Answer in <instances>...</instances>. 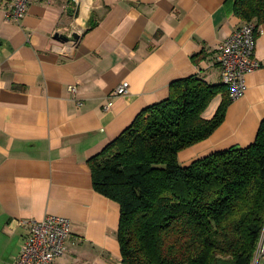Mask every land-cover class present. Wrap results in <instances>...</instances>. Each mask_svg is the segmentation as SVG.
<instances>
[{"label":"crops","instance_id":"0c3cea01","mask_svg":"<svg viewBox=\"0 0 264 264\" xmlns=\"http://www.w3.org/2000/svg\"><path fill=\"white\" fill-rule=\"evenodd\" d=\"M6 2L0 0V264H12L20 251L27 232L20 220L47 214L71 221L65 253L52 264H123L120 206L95 190L88 159L141 110L167 98L173 81L198 75L222 82L215 52L245 22L233 13L234 0H36L16 24L6 20ZM72 33L79 38L60 37ZM255 58L261 66L246 75L244 94L208 138L179 153L181 165L254 142L264 119V23ZM123 82L128 92L114 94Z\"/></svg>","mask_w":264,"mask_h":264},{"label":"trees","instance_id":"16d2710c","mask_svg":"<svg viewBox=\"0 0 264 264\" xmlns=\"http://www.w3.org/2000/svg\"><path fill=\"white\" fill-rule=\"evenodd\" d=\"M233 13L258 32L264 0H234ZM231 102L222 82L175 80L167 98L88 159L95 190L120 206L123 264H252L264 225V119L247 147L187 166L178 159L219 127Z\"/></svg>","mask_w":264,"mask_h":264},{"label":"built area","instance_id":"2783aa9c","mask_svg":"<svg viewBox=\"0 0 264 264\" xmlns=\"http://www.w3.org/2000/svg\"><path fill=\"white\" fill-rule=\"evenodd\" d=\"M36 0H7L5 4L6 20L20 24L28 6ZM51 3L54 0H44ZM76 6L80 0H70ZM257 29L254 23H243L227 39L219 44L214 61L220 67L221 81L229 90L232 100L242 96L246 89V75L261 66L255 58ZM128 82H123L114 94L128 92ZM71 93L77 92L74 85L68 86ZM112 102L109 101L106 108ZM21 226L26 228V236L18 255L12 264H52L64 255L65 241L71 232L69 218L47 214L42 219H21ZM264 256V225L255 250L252 264H258Z\"/></svg>","mask_w":264,"mask_h":264},{"label":"water","instance_id":"95a60500","mask_svg":"<svg viewBox=\"0 0 264 264\" xmlns=\"http://www.w3.org/2000/svg\"><path fill=\"white\" fill-rule=\"evenodd\" d=\"M60 37H62L65 40H73L75 41L77 38H79V35L77 33H72L71 35H61Z\"/></svg>","mask_w":264,"mask_h":264},{"label":"rangeland","instance_id":"374dc122","mask_svg":"<svg viewBox=\"0 0 264 264\" xmlns=\"http://www.w3.org/2000/svg\"><path fill=\"white\" fill-rule=\"evenodd\" d=\"M209 82L210 83H216V81H210L209 80ZM217 104H218V100L216 99L213 103H212V105L210 106V108H209V113H212L214 110H215V108H216V106H217ZM210 115H212V114H210Z\"/></svg>","mask_w":264,"mask_h":264}]
</instances>
